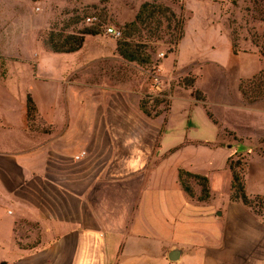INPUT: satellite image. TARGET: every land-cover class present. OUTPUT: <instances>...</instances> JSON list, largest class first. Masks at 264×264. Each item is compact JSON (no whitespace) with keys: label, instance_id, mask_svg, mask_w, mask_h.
Here are the masks:
<instances>
[{"label":"crops","instance_id":"crops-1","mask_svg":"<svg viewBox=\"0 0 264 264\" xmlns=\"http://www.w3.org/2000/svg\"><path fill=\"white\" fill-rule=\"evenodd\" d=\"M146 1L107 0L132 8ZM25 9L35 10L29 0H0V264H264V213L231 198L227 166L232 153L246 152V193L264 198V155L257 152L264 150V99L248 103L239 91L241 79L263 67L259 50L234 54L229 34H218L228 39L224 57L193 52L183 60L188 34L181 38L176 67L196 73L195 88L217 123L190 90L171 97L166 124L141 110L139 93L103 95L94 79L63 80V72L53 93L38 84L47 82L38 63L33 87L17 105L9 87L21 80L16 57ZM28 93L49 132L28 127ZM220 125L241 140L219 136ZM197 147L207 148L202 169L169 161ZM179 168L205 175L210 199L190 198ZM221 170L230 173L225 192L215 185ZM28 223L39 230L35 244L27 242L31 230L23 231ZM173 249L181 250L175 261L168 257Z\"/></svg>","mask_w":264,"mask_h":264},{"label":"rangeland","instance_id":"rangeland-1","mask_svg":"<svg viewBox=\"0 0 264 264\" xmlns=\"http://www.w3.org/2000/svg\"><path fill=\"white\" fill-rule=\"evenodd\" d=\"M23 2L25 0H21V3ZM29 2L32 7L39 6L40 9H35L34 11L25 9L20 17L18 34L20 55L16 58L19 59L17 63L20 65L18 66V73L21 75V80L9 87L11 88L10 93L15 104L20 105L21 101L24 102L26 90L32 89L33 83L30 75L32 73V65L36 63L39 65V75H43L44 79L47 80L46 83L40 82L38 84L48 91H53V93L54 91L57 93L59 90V78L63 72H65L63 80L72 79V81H75L77 78L85 79L87 82L93 79L94 81H99L101 94L103 95L119 94L123 90H128L132 96L139 93L142 99L144 94L152 91L147 72L151 64L129 62L121 58L117 51L112 54L113 40L117 39L104 35L103 29L107 25H114L123 34L125 23L130 22L128 20L133 17L134 11L137 12L139 8L113 6L107 0H29ZM156 2L168 5L175 12L176 18L182 17L184 19L183 35H188L181 46L180 56H182L183 60L189 58L193 52L199 54V57H206L209 54L220 58L224 57L228 53V39L226 40L223 36L219 37L218 34H229L230 39L231 36H234L240 50L239 52H246L252 47L258 49L251 41L253 34H256L259 44L264 42V20L255 19L253 15L247 12L246 8L250 6V0H157ZM22 9L23 7H21ZM87 16H95V22L87 24L85 21ZM174 23L175 21L172 19L170 27H168L167 22L163 21L159 31L154 34L153 30L143 27L133 37L146 38L144 50L150 55L152 62L160 52L164 53V58L160 62L163 68V76L165 77L163 88L168 92L169 98L167 99L169 102L175 92L190 90L193 94L194 90H198L204 100L197 99L194 94L193 96L198 102L204 103L205 110H207L205 94L195 88L196 73L191 71L187 73L182 68L176 67L175 54L180 41L176 46L170 42L175 34ZM50 24L56 30L64 28L68 32L77 31L85 26H95L98 28V34L94 36L88 35L83 50L80 52L52 53L45 50L40 41L41 36ZM211 43L215 45L214 50L209 48ZM98 49L105 50L107 55L95 54L94 52ZM3 61L5 62V60ZM82 62L87 65L82 70L81 68L78 70L76 64H82ZM189 81H193L192 87L187 86ZM65 88L66 84H63V89ZM169 107L170 103L169 106L161 103L156 109L151 111L149 116L161 115L164 117V124H166ZM41 121L37 120L34 122L30 129H36V131L43 133L45 129L50 128L49 124L43 120ZM219 136H223L225 139L228 138V142H233V139L241 140V138L233 135L232 131L223 128L221 125L219 126ZM187 141L185 140V142ZM201 143L207 145V142ZM239 151L242 150L239 149ZM257 152L264 155V150ZM170 153H172V150L168 151L165 156ZM172 156L169 161H182L181 165L183 164L186 167L192 165L191 167H195L194 169L196 170L205 167L208 161L207 148L204 147L178 151ZM229 157L233 158V160H240V167H242L243 172L244 166L249 159L247 153L243 151L234 152ZM229 171L224 174V170H221V178L215 184L217 189L222 192L228 190L231 173ZM184 181H187L196 197H198L201 190L199 182L197 183V180L188 177H184ZM208 189L210 191L209 182ZM211 195L210 191V197ZM35 226L37 227L33 223H28L23 229L24 232L31 230L32 239L27 242H33L34 244L36 243L34 241L37 237L36 232L39 231ZM26 235L29 234L26 233Z\"/></svg>","mask_w":264,"mask_h":264},{"label":"trees","instance_id":"trees-1","mask_svg":"<svg viewBox=\"0 0 264 264\" xmlns=\"http://www.w3.org/2000/svg\"><path fill=\"white\" fill-rule=\"evenodd\" d=\"M156 1L157 0H149L142 3L135 15V18L132 21L125 23L123 34L116 40V51L121 58L129 62H136L140 64L144 63L150 65L152 63L150 55L146 52V50H144V47H146V43L144 42L146 38L143 39L142 37H133V35L136 32H140V29L143 27H148L149 30H153L154 34L156 31H159V28L163 25V21H166L168 27H170V21L173 19L175 21V34L171 38L170 42L176 46L183 37L184 19L182 17L176 18L175 12L168 5ZM246 10L248 13L253 15V18L264 20V0H250V6H248ZM97 34L98 28L95 26H85L77 31L68 32L65 31L64 28L56 30L54 26L50 24L48 29L45 30L41 36L40 41L45 50L49 52L72 53L83 47L86 36H94ZM251 37L252 43L258 47L263 67L259 72L250 78L241 79L240 81L239 91L243 100L248 103L264 99V42L259 44L256 34H253ZM231 43L232 52L234 54L238 53L240 50L234 36H231ZM192 85L193 81L187 82V86L192 87ZM193 94L197 99L204 100L200 91L194 90ZM161 103L165 104V106H169L170 102L167 98H159L155 99L154 103L150 105L147 100L142 98L140 101V108L147 115H151V111L156 109ZM206 113L209 118L217 123L208 109L206 110ZM26 119L29 128L37 120L41 121L36 103L29 93L26 96ZM50 130L51 128H48L43 132L46 133ZM227 163L231 172V198L243 201L254 212L262 215L264 213V198L259 196L249 197L245 190L244 176L247 164H245L242 172V167H240L241 162L239 159L233 160V158L229 157ZM184 177L192 178L197 180V183L199 182L201 190L198 197H196L187 181H184ZM178 182L182 190L192 199L203 201L210 197L208 179L204 175L185 169H179Z\"/></svg>","mask_w":264,"mask_h":264},{"label":"built area","instance_id":"built-area-1","mask_svg":"<svg viewBox=\"0 0 264 264\" xmlns=\"http://www.w3.org/2000/svg\"><path fill=\"white\" fill-rule=\"evenodd\" d=\"M36 10H39L40 7L36 6ZM96 20L95 16H87L85 21L87 24H93ZM104 35L111 36L114 39H118L121 37L122 32L118 27H115L114 25H107L104 28ZM164 58V53L160 52L157 55V58L151 63V66L148 72V77L150 79V88L152 91L146 93L143 95V98L148 101L150 105L154 103L155 99L159 98H169V95L164 90V79L163 76V68L161 65L160 60ZM85 151H82L80 154L75 156V159H79L80 157L85 155Z\"/></svg>","mask_w":264,"mask_h":264},{"label":"water","instance_id":"water-1","mask_svg":"<svg viewBox=\"0 0 264 264\" xmlns=\"http://www.w3.org/2000/svg\"><path fill=\"white\" fill-rule=\"evenodd\" d=\"M180 254H181V250L173 249V250L170 251L168 257H169L170 260L175 261V260H177L179 258Z\"/></svg>","mask_w":264,"mask_h":264}]
</instances>
